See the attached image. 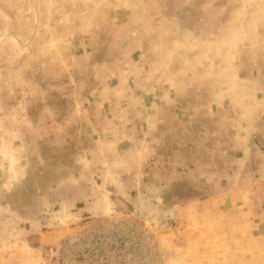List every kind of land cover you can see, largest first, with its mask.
Listing matches in <instances>:
<instances>
[{"label":"rangeland","instance_id":"374dc122","mask_svg":"<svg viewBox=\"0 0 264 264\" xmlns=\"http://www.w3.org/2000/svg\"><path fill=\"white\" fill-rule=\"evenodd\" d=\"M254 88L264 89V0H0V264H66L65 247L87 256L90 237L111 224L138 238L152 264H264V182L217 196L193 166L179 179L177 156L168 162L177 147L192 151L206 102L220 103L217 119L231 116L227 102L251 122ZM62 97L103 131L141 140L129 193L81 200L77 151L49 163L34 135L50 125L34 120L49 116L43 104L65 107ZM69 198L81 201L74 210L61 203ZM43 211L58 214L34 226Z\"/></svg>","mask_w":264,"mask_h":264},{"label":"crops","instance_id":"0c3cea01","mask_svg":"<svg viewBox=\"0 0 264 264\" xmlns=\"http://www.w3.org/2000/svg\"><path fill=\"white\" fill-rule=\"evenodd\" d=\"M60 92L64 93L63 90ZM253 93L261 100L256 103V115L251 117V122L246 123H243V116L238 110L239 105H230L227 102L222 104L223 107L231 110V116L223 115L217 119L216 113L212 112H216L220 103L215 100L206 102L203 107L208 109L206 113L209 115H202L201 118L208 120L207 125H203L199 129L190 127L194 139L192 140L193 146L189 149V144L186 143V150L192 151L186 156L180 150L182 148L177 147V153L173 149L171 156H168V162L177 156V159L173 160L172 163L177 164L173 166L178 169L179 179L185 175L183 172L185 169H191L193 166L192 177L198 176L196 180H202L204 184L209 181L214 182L219 189L216 195L227 190L244 189L251 191L252 188H257L264 182V122L262 117L257 116L260 112L264 114V89L254 88ZM62 100L65 107L60 109L53 110L52 102H50L49 110L47 104H43L41 108L49 116H41L34 120L37 125L38 122L43 126L44 123L50 125L48 131L44 129L47 132L44 131L43 135L41 133H37L38 137L34 135V139H38L39 143H42L43 140L48 143L47 147L44 146L46 147L44 153H50L49 163L54 164L56 163L54 160L59 159L61 161L66 156H73L70 155L71 152L77 151L75 163L80 160L83 165H80L79 170L81 171H77L73 177L77 179L81 176L82 180L86 182L85 188L87 189L85 191L86 198L83 196L81 200H91L92 203H95L101 198L100 202H102L108 200L111 194L120 197L124 193H129V188L135 187V184L138 183L140 175L136 167L139 164L142 165L139 160L145 156L141 140L133 139L130 137L129 131H123V128L120 127L117 130L103 131L97 127L98 122L96 120L91 121L87 116L80 115V111L75 112L73 105L68 106V101H65L64 97ZM244 106L246 105H240L242 108ZM83 110L82 107L81 112ZM192 117L193 119L200 118V116ZM179 132L181 139L184 140L183 132L181 130ZM74 140L80 142L78 148L71 145ZM194 141H201V143ZM205 156L207 157V162L205 161L207 164L202 165L201 161L198 160ZM22 163L19 170L23 172V176L19 177L20 185H23L22 182L27 178L24 170L29 164L26 160ZM40 164H42L40 160H37V163L33 161L34 171L39 169ZM63 164V170L72 171L73 163ZM201 175L207 176L203 180ZM164 181H169V177L165 178ZM214 194L212 193L210 197ZM211 199L215 198L212 197ZM79 202L81 201L78 198H69L61 203L71 206V209L74 210L73 207ZM196 203V201H190L188 206ZM78 212H71L70 215L78 216L82 211ZM57 214L38 212L33 218L34 226L41 228L42 220L48 216H57Z\"/></svg>","mask_w":264,"mask_h":264},{"label":"built area","instance_id":"2783aa9c","mask_svg":"<svg viewBox=\"0 0 264 264\" xmlns=\"http://www.w3.org/2000/svg\"><path fill=\"white\" fill-rule=\"evenodd\" d=\"M90 240L87 256L65 247L70 256L66 264H152V257L147 249H143L140 240L128 236L125 229L113 224L107 229L99 228ZM77 244L70 245L71 249ZM81 258H84L83 262L79 261Z\"/></svg>","mask_w":264,"mask_h":264}]
</instances>
